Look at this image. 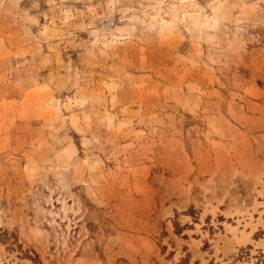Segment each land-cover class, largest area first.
<instances>
[{"label":"rangeland","instance_id":"374dc122","mask_svg":"<svg viewBox=\"0 0 264 264\" xmlns=\"http://www.w3.org/2000/svg\"><path fill=\"white\" fill-rule=\"evenodd\" d=\"M0 264H264V0H0Z\"/></svg>","mask_w":264,"mask_h":264}]
</instances>
